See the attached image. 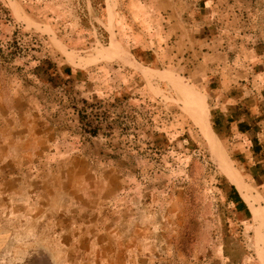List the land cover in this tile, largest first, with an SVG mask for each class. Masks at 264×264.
<instances>
[{
  "label": "rangeland",
  "instance_id": "374dc122",
  "mask_svg": "<svg viewBox=\"0 0 264 264\" xmlns=\"http://www.w3.org/2000/svg\"><path fill=\"white\" fill-rule=\"evenodd\" d=\"M175 2L163 59L127 0H0V264H264L251 209L264 214V185L213 116L221 90L258 92L264 109V0ZM177 83L254 220L228 200L235 182Z\"/></svg>",
  "mask_w": 264,
  "mask_h": 264
},
{
  "label": "crops",
  "instance_id": "0c3cea01",
  "mask_svg": "<svg viewBox=\"0 0 264 264\" xmlns=\"http://www.w3.org/2000/svg\"><path fill=\"white\" fill-rule=\"evenodd\" d=\"M175 5V0H127V14L131 20L139 26L142 34L147 36L152 33L153 45L147 47L157 58L159 55L163 59L172 57L175 47L169 45V41L176 34L175 22L172 19L175 14ZM122 17L125 18V15ZM127 63L133 64V60ZM229 72H222L224 82H231L230 78L237 77L232 71ZM213 101L216 126L220 131L230 135L228 139L231 140L232 150L238 156L240 155V163H244V167L247 168L242 175L245 180H249L250 186L254 185L263 189L264 182H256V178L264 180V173L261 175L256 173L258 167H261L260 170L264 169V109L259 106L258 92L234 95L225 94L224 90H221L213 93ZM230 184L235 187L252 215L249 205L237 186L232 181ZM238 213L245 215L244 212ZM252 220H254L253 215Z\"/></svg>",
  "mask_w": 264,
  "mask_h": 264
},
{
  "label": "bare ground",
  "instance_id": "6f19581e",
  "mask_svg": "<svg viewBox=\"0 0 264 264\" xmlns=\"http://www.w3.org/2000/svg\"><path fill=\"white\" fill-rule=\"evenodd\" d=\"M115 46L116 45L113 43V45H110L109 47H107L106 50L115 56H119L118 55L119 54L118 48ZM62 52L64 53V51H62ZM122 55L124 56V54H122ZM122 59H124V58H122ZM125 59H126V62H130V61H132V56L127 55V57ZM145 76L149 82L152 81V76L150 74H145ZM175 86L178 88L180 95L183 97V99H185L187 108L191 112L193 118L195 119V122L201 128L202 132L204 133L205 137L207 138V140L212 145L213 149H215L216 152L218 153V158L221 162V167L223 168V170L231 177V179L235 182L234 184H236L239 187L241 192L250 189L249 186L243 181V178H242L239 170H237V168L234 166V163L231 161V159L229 158L225 149L222 147L218 136L214 132L213 128L209 124L208 119L206 118V116L204 114L205 111L201 110V108H199L198 106H196L192 102H190L189 98L186 95L185 90L178 83L175 84ZM202 111H204V112H202ZM217 145L220 148V151L217 150V148H216ZM244 199H246V197H244ZM255 201L257 202L258 200L255 199ZM255 207H257V206H253V205L251 206V209L253 210L255 217H257L258 219L260 218V220L263 219L264 214H263L262 210H258V209L256 210ZM261 223H262V221H261Z\"/></svg>",
  "mask_w": 264,
  "mask_h": 264
},
{
  "label": "trees",
  "instance_id": "16d2710c",
  "mask_svg": "<svg viewBox=\"0 0 264 264\" xmlns=\"http://www.w3.org/2000/svg\"><path fill=\"white\" fill-rule=\"evenodd\" d=\"M10 48H13V47H10ZM13 54H14V51L10 50L4 58H8V57L11 58V56ZM66 70L69 73V70L68 69H66ZM83 102L85 103L84 100H83ZM90 128L91 129H89L88 133L91 136L96 137L102 127H94V128L90 127ZM214 128H215V122H214ZM227 185L229 187L228 196H227L228 200L235 205L236 210L238 212H244L247 217H251V213H250L249 209L247 208V206H245L243 200L240 198L235 187L232 184H230V182H227Z\"/></svg>",
  "mask_w": 264,
  "mask_h": 264
}]
</instances>
